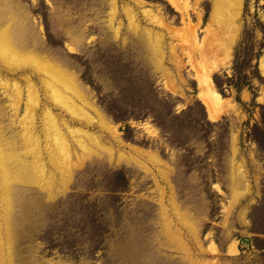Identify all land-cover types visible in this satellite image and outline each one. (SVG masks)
<instances>
[{
	"label": "rangeland",
	"instance_id": "rangeland-1",
	"mask_svg": "<svg viewBox=\"0 0 264 264\" xmlns=\"http://www.w3.org/2000/svg\"><path fill=\"white\" fill-rule=\"evenodd\" d=\"M226 1L241 8L223 24L212 21L213 0H0V20L13 17L12 30L50 63L40 62L78 85L82 113L45 101L34 59L21 74L0 64V83L24 90L16 117L0 85L11 170L33 158L19 122L30 75L51 172L46 183L12 182L8 206L0 178V264H264V0ZM207 72L222 98L216 119L198 83ZM44 104L69 144L68 172L48 161Z\"/></svg>",
	"mask_w": 264,
	"mask_h": 264
},
{
	"label": "bare ground",
	"instance_id": "bare-ground-1",
	"mask_svg": "<svg viewBox=\"0 0 264 264\" xmlns=\"http://www.w3.org/2000/svg\"><path fill=\"white\" fill-rule=\"evenodd\" d=\"M224 1L225 0H213L214 11L211 16L212 21L214 19L216 20L214 22H218V23L220 22L224 24L228 22L231 15H234L236 11L235 9L239 7L241 8L240 6L241 1L234 2L233 4L230 1H226V2ZM129 15L132 20L133 18L131 16V13ZM14 23H15V20L13 17H11L10 20L6 18L5 19L3 18L0 20V27L2 28L0 31V64L4 68H6L9 74L17 73L19 71L26 72V68L22 66V64H24L25 62L23 63L22 60L23 59L26 60L29 58L34 59V62L32 61L33 64H30L29 62L28 63L30 66L33 67L31 72H36L37 74L39 73L43 75L42 78H40V81L42 84L45 101L51 104L53 103V105L59 106L60 108H62L63 110H65L66 112L72 115H74V113H79V111L81 110L78 109L79 108L77 104L78 100L75 99L76 98L75 93L76 92L79 94L81 93L78 88V85L73 82L72 83L69 82L67 80L66 75L61 69L58 70V69L53 68V66L51 65H46V64L44 65L42 62H40L43 59V56L46 58L48 62L49 60L47 59L45 55L38 53L37 51L34 50V48L26 45V43L23 41L22 30L20 26L18 27L15 26V31L12 30L11 26ZM132 23H133V20H132ZM152 45H153V51L156 52V50H158L156 48V45L154 43H152ZM8 56H10L11 58ZM17 56L21 57L19 58L20 60H15ZM202 61H204V59ZM34 76L36 77V75ZM22 78L24 79L25 84H26L25 86L26 87V100L24 101L25 115L19 120V122L22 124V134H20V141H21L20 146L21 148L22 146H24L25 148L28 147V149L24 153L27 152V154H29L33 158L30 162L28 161L29 163H26V164H23L24 162L22 163L21 161H19L21 162V163H18L20 165L19 168L22 169V172L19 175L18 172L14 173L11 170L12 162L14 163L13 160L14 159L15 161L17 160L16 154H14V152L5 153L3 151V148L0 146V178H1L2 185H3L2 189L4 192L3 194L5 195L4 198L6 199L5 203L7 206L9 204V200H8L9 189H10L9 186L12 182L19 180V178H21L22 175L23 177L24 176L26 177V175H29L28 176L29 179L30 177H33L34 179H37L38 181L42 183L43 182L46 183L47 181L50 180V177H51V172L49 169H46L42 161V156H41L42 153H40L41 151H40L39 146L41 142L40 139H42L40 138L41 134L37 135L38 133H35L34 126H33V121L35 120L34 119V109H36V106L40 104V99L38 96L39 90H38V87L35 85V83L31 80L30 75H24ZM198 83H200V85L203 86L202 93H204V95L207 98L206 105L208 106L210 117L211 119H216L217 115L215 111L216 109L218 110L217 105L220 104V102L222 103L221 101L222 98L217 93V90L212 86L211 79H210V76L208 75V72L202 77H199ZM0 85L3 86L5 89L7 88L6 90H11V93L9 96L13 98L14 100V115L17 117L19 105L22 102V98L24 96L23 95L24 90H22V87L15 80L12 83V85H9L7 82L0 83ZM93 108L95 110L92 108L91 110L97 114L98 113L97 109L94 106ZM41 111H42V115L44 119L42 132L44 136L46 135L45 142H49L50 145H52V148H50L51 150L47 152L48 161L51 163V167L59 171H62V172L64 171L68 172L70 168V165L68 164V160H70L68 157L69 156V144L67 143L66 138L63 136V133H60V130L57 129L56 124L58 120L56 121V117L53 115L49 105L44 104ZM79 115H82V113H79ZM77 119L80 121H83L86 124L96 123L94 119L89 118L87 116H85V118H83V116L80 118L79 116L77 117ZM101 122L105 124L104 118H101ZM64 124L66 125V123ZM65 127L70 128L67 125ZM72 130L73 129H71L70 131ZM76 130H80V129H76ZM83 133H85V135L89 137L90 141H93V144L98 145V142L97 140L94 139V136H92L91 134H88L85 131H83ZM92 134L94 135V133ZM75 142L78 143V145L81 147V149H83V151L89 150L92 152V148L88 147L87 143L84 144V141H75ZM12 147L16 148L14 144L12 145ZM12 147H9V148H12ZM43 149H45V147ZM73 152H74V149H73ZM17 155H19L18 152H17ZM47 170L49 171L48 176H46Z\"/></svg>",
	"mask_w": 264,
	"mask_h": 264
},
{
	"label": "trees",
	"instance_id": "trees-1",
	"mask_svg": "<svg viewBox=\"0 0 264 264\" xmlns=\"http://www.w3.org/2000/svg\"><path fill=\"white\" fill-rule=\"evenodd\" d=\"M239 69H240V67H239ZM215 84H216V86L218 87V89L220 90L219 92L221 93V94H223V92H222V90H221V88H220V85L218 84V82L215 80ZM235 85H236V87H237V89H238V87L240 86V83H239V81L237 82H235ZM262 120H263V123H264V118H262ZM253 130H256L257 129V127H254V128H252ZM258 141V140H257ZM259 142V141H258Z\"/></svg>",
	"mask_w": 264,
	"mask_h": 264
},
{
	"label": "water",
	"instance_id": "water-1",
	"mask_svg": "<svg viewBox=\"0 0 264 264\" xmlns=\"http://www.w3.org/2000/svg\"><path fill=\"white\" fill-rule=\"evenodd\" d=\"M241 243L244 245H249L250 244V240L248 239V237H243L241 239Z\"/></svg>",
	"mask_w": 264,
	"mask_h": 264
}]
</instances>
